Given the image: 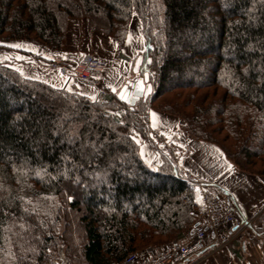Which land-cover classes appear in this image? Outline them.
I'll return each instance as SVG.
<instances>
[{"label":"trees","instance_id":"trees-1","mask_svg":"<svg viewBox=\"0 0 264 264\" xmlns=\"http://www.w3.org/2000/svg\"><path fill=\"white\" fill-rule=\"evenodd\" d=\"M134 16L146 44L138 76L150 86L134 106L0 62V264H116L187 240L198 184L168 155L155 171L144 163L133 133L156 149L149 110L264 176V0H0V42L60 51L67 21L83 19L119 53Z\"/></svg>","mask_w":264,"mask_h":264},{"label":"crops","instance_id":"crops-1","mask_svg":"<svg viewBox=\"0 0 264 264\" xmlns=\"http://www.w3.org/2000/svg\"><path fill=\"white\" fill-rule=\"evenodd\" d=\"M137 36L140 37L139 28L137 25L131 26L128 40L122 48V53L127 58H129L127 45H131L130 42ZM9 43L1 59L21 76L44 82L55 88H64L89 98L93 97L96 89L94 90L86 83L71 76L60 75L49 68V62L62 60L73 64L84 55L92 53L103 64L101 82L104 88L108 89L109 96L119 93L124 86L139 79L137 65L132 66L131 62L126 63L118 58L116 42L110 37L91 32L84 20L69 19L67 21L64 47L60 51H51L30 41H10ZM12 45H20V47ZM145 87L147 93L146 84ZM113 89L116 91L114 92ZM148 123L152 130L165 134L167 138H170L168 140L176 145L177 154L175 152L174 157L177 167L183 174L190 175L198 185H211L220 189L234 205L242 219L253 220V228L256 230H250L249 234L242 236L243 239L238 243L237 248L233 245L232 252L235 256L238 252L236 249H240L241 255L231 260L228 256L230 263L264 264V176L256 177L236 170L218 148L195 141L185 135L181 131L182 121L174 116L150 110ZM147 147V145L141 146L140 155L149 168L155 169L159 167L160 159ZM228 165L232 166L231 169ZM232 235L226 233L229 238L228 242L239 238L235 234L233 239ZM210 263H212L211 260L206 261L205 264Z\"/></svg>","mask_w":264,"mask_h":264},{"label":"built area","instance_id":"built-area-1","mask_svg":"<svg viewBox=\"0 0 264 264\" xmlns=\"http://www.w3.org/2000/svg\"><path fill=\"white\" fill-rule=\"evenodd\" d=\"M49 68L99 90L102 98L106 96L101 82L103 64L94 55L86 54L73 64L50 61ZM186 176L192 179L190 175ZM198 193L201 208L186 241L174 242L164 248L147 247L143 252L127 254L116 264H201L222 242H228L226 233H236L250 224L248 219L240 217L220 189L199 186Z\"/></svg>","mask_w":264,"mask_h":264},{"label":"rangeland","instance_id":"rangeland-1","mask_svg":"<svg viewBox=\"0 0 264 264\" xmlns=\"http://www.w3.org/2000/svg\"><path fill=\"white\" fill-rule=\"evenodd\" d=\"M80 20H83V19H80ZM84 21H86V20H84ZM86 23H87V21H86ZM135 25H137V28H139V35H140V37H134V39L132 40V42H130L131 43V45H127V47H129V58H127L123 53H122V48L124 47V45H125V43H126V41L128 40V35H129V30H130V27L131 26H135ZM142 26H141V21H140V19L137 17V16H134L133 18H132V20H131V22H130V24H129V27H128V32H127V36H126V39H125V42H124V44L120 47V50H119V53H118V44L116 43V45H117V55H118V58L119 59H121L122 61H125L126 63H130L131 62V64H132V66L134 65L135 66V64L137 65V67H138V69H137V74L139 75V73H140V69H141V65H142V63H143V61H144V51H145V49H146V44H145V41H144V38H143V35H142ZM101 34V33H100ZM103 35V34H102ZM104 36V35H103ZM108 37V36H107ZM200 39V37H192L190 40H189V42H190V44H194V45H196L198 42H197V40H199ZM143 41V42H142ZM10 41H3V42H0V62L3 60V59H1L2 57L1 56H3L4 55V53L6 52V47H8L9 46V43ZM175 45V49L176 50H179V45H180V42H178V41H176L175 43H174ZM186 52H188V49H186ZM89 54H91V55H93L92 53H89ZM95 56V55H94ZM96 57V56H95ZM99 59V58H98ZM100 60V59H99ZM102 75V74H101ZM139 77V76H138ZM143 77H144V79L146 80V85H147V93H146V91H145V97L146 96H148V94H149V92H150V86L148 85V80H147V75H146V73L143 75ZM88 85V84H87ZM91 87V86H90ZM102 87L104 88L105 86L104 85H102ZM93 88V87H92ZM94 90H95V88H93ZM105 89V88H104ZM108 89H105V92H106V96H109V93H108V91H107ZM96 91V93L93 95V97H95V99L98 97V98H102L101 96H100V94H99V90H95ZM118 93V92H117ZM117 93H115V95H113L114 97H117ZM95 95H97V96H95ZM106 96H104V97H106ZM113 96H111V97H113ZM120 100V99H119ZM121 101V100H120ZM123 102V101H122ZM125 103V102H124ZM154 111H156V112H158L157 110H154ZM149 112H150V110L148 111V113H147V115H146V118H147V120H148V115H149ZM162 113V112H161ZM149 124V123H148ZM150 126V125H149ZM153 132H155V134H151L150 135V139H151V141H152V143H154L155 144V146H156V149H153L152 147H151V145H150V143L147 141V140H145L144 138H142L137 132H134L133 134H134V137H135V139H136V141L138 142V144H139V149L141 148V146L142 145H147L154 153H156V157L158 158V159H160V164H159V167H156L155 169H152V170H157V169H159L162 165H163V162H164V159H163V155H168L170 158H172L173 159V162H174V164H175V166L177 167V164H176V158L174 157V155H175V152H176V154H177V148H175L176 147V145L175 144H172L169 140H170V138L168 137H166V135L165 134H163V133H160L159 131H154V130H152ZM169 139V140H168ZM147 147V148H148ZM148 148V149H149ZM174 153V154H173ZM141 156V155H140ZM142 158V157H141ZM145 163V162H144ZM146 164V163H145ZM147 165V164H146ZM178 168V167H177ZM179 169V168H178ZM182 172V171H181ZM183 173V172H182ZM185 175V174H184ZM196 182V181H195ZM197 183V182H196ZM212 189H218V188H215V187H213V186H210ZM196 190H197V188H196ZM198 191H199V188H198ZM197 204L199 203V200H198V197H199V193H197ZM198 207H199V205H198ZM199 210H200V207L198 208ZM249 221L251 220V219H248ZM253 220H251L250 221V224L247 226V227H245V228H242V229H240L238 232H234V233H232L233 235L231 236V237H233L235 234L236 235H238L237 237H239V238H237L236 240H232V241H230V242H222V244L219 246V248H218V250H217V252L215 253H213L212 255H210V256H208L201 264H205L206 263V261H209V260H211V262L212 263H210V264H231L230 263V260L231 259H233V257L234 258H237L236 256H238V257H240V249H236V251H238L237 252V254H236V256H235V254L232 252V248H234V246L233 245H235V247L237 248V246L239 245L238 243H240V241L243 239V237L242 236H244V235H246L250 230H252V231H254V230H256L255 228H253L254 227V225H253V222H252ZM75 222V224L77 225V220H75L74 221ZM76 231H75V236L72 238V242H75V239L80 235V229L78 228L77 229V226H76V229H75ZM249 234V233H248ZM240 237H242V238H240ZM233 239H234V237H233ZM238 239H240V240H238ZM252 240H253V238H252ZM237 241V242H236ZM251 241V240H250ZM178 242H180V241H178ZM174 243V242H173ZM147 247H154L153 245H149V246H147ZM147 247H145V248H147ZM145 248H141V249H139L137 252H143V251H145ZM228 256L230 257V260H228ZM213 260V261H212ZM55 264H59V262L57 261V262H55Z\"/></svg>","mask_w":264,"mask_h":264},{"label":"water","instance_id":"water-1","mask_svg":"<svg viewBox=\"0 0 264 264\" xmlns=\"http://www.w3.org/2000/svg\"><path fill=\"white\" fill-rule=\"evenodd\" d=\"M141 89L143 91H141ZM121 90L126 95L125 100H121L130 106H134L145 94V84L142 80L136 79L133 83H130L127 86H124ZM121 91L118 93V99Z\"/></svg>","mask_w":264,"mask_h":264},{"label":"snow or ice","instance_id":"snow-or-ice-1","mask_svg":"<svg viewBox=\"0 0 264 264\" xmlns=\"http://www.w3.org/2000/svg\"><path fill=\"white\" fill-rule=\"evenodd\" d=\"M12 46L13 47H20V45H12ZM113 91L115 92L116 89H113ZM141 91H143V90L141 89ZM119 98H120V100H125L126 99V95L123 93V90H121V93L119 95ZM91 99L95 100V97H92ZM117 115H119V113H117ZM152 115H153V117H155V114L154 113ZM231 167H232L231 165H228V168L229 169H231Z\"/></svg>","mask_w":264,"mask_h":264},{"label":"bare ground","instance_id":"bare-ground-1","mask_svg":"<svg viewBox=\"0 0 264 264\" xmlns=\"http://www.w3.org/2000/svg\"><path fill=\"white\" fill-rule=\"evenodd\" d=\"M198 196V195H197Z\"/></svg>","mask_w":264,"mask_h":264}]
</instances>
